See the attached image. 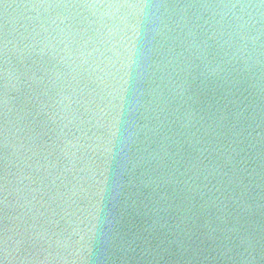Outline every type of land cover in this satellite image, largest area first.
<instances>
[{
	"label": "water",
	"instance_id": "water-1",
	"mask_svg": "<svg viewBox=\"0 0 264 264\" xmlns=\"http://www.w3.org/2000/svg\"><path fill=\"white\" fill-rule=\"evenodd\" d=\"M141 7L101 99L0 0V264H264V0Z\"/></svg>",
	"mask_w": 264,
	"mask_h": 264
},
{
	"label": "clouds",
	"instance_id": "clouds-1",
	"mask_svg": "<svg viewBox=\"0 0 264 264\" xmlns=\"http://www.w3.org/2000/svg\"><path fill=\"white\" fill-rule=\"evenodd\" d=\"M143 0H39L46 19L41 20V42L54 49L61 63L76 77L90 80L101 99L114 97L120 73L128 66L133 18ZM54 8L62 12L51 14ZM82 17L77 25L75 19ZM39 19V13H38Z\"/></svg>",
	"mask_w": 264,
	"mask_h": 264
}]
</instances>
